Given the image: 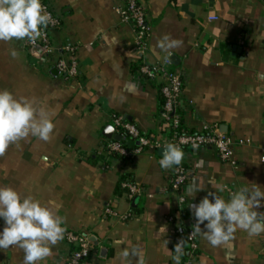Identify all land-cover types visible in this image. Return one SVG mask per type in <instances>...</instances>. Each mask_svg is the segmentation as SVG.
<instances>
[{
	"label": "crops",
	"instance_id": "obj_1",
	"mask_svg": "<svg viewBox=\"0 0 264 264\" xmlns=\"http://www.w3.org/2000/svg\"><path fill=\"white\" fill-rule=\"evenodd\" d=\"M49 2L61 22L52 40L78 47L72 57L80 74L64 77L55 66L58 55L30 50L26 40L0 41V90L32 101L54 125L48 141L29 136L9 145L0 156V186L34 197L63 220L64 239L39 264L67 262L69 232L91 240L84 264H125L120 256L125 247L141 249L144 264H175L177 232H195L190 205L210 192L228 200L242 186L264 189V0H140L150 29L144 56L136 53L133 24L116 12L126 0ZM165 34L182 43L163 51L158 41ZM167 59L182 74L183 97L190 103L183 128L190 133L217 128L245 143L235 149V166L212 148L185 151L184 208L171 188L175 166L159 165L163 148L124 158L109 152L115 140L106 136L109 127L116 132L119 117L142 136L153 134L166 144L162 81H141L136 72L142 63ZM123 146L133 152L139 143L131 139ZM125 180L142 193L129 198ZM193 186L202 190L193 195ZM107 208L131 216L124 221L107 215ZM3 226L0 219V230ZM196 235L198 250L187 252L180 264H264V233L249 237L237 229L216 246L203 232ZM23 257L18 247L0 250V264H23Z\"/></svg>",
	"mask_w": 264,
	"mask_h": 264
},
{
	"label": "clouds",
	"instance_id": "obj_2",
	"mask_svg": "<svg viewBox=\"0 0 264 264\" xmlns=\"http://www.w3.org/2000/svg\"><path fill=\"white\" fill-rule=\"evenodd\" d=\"M52 22L51 13L45 9L42 0H0V41L35 42L41 37L42 29ZM181 43L165 34L158 46L167 51ZM11 55L16 57L18 53L12 50ZM53 127L44 109L37 108L26 98L18 99L9 90H0V156L9 145L29 136L48 141ZM183 158V150L170 142L163 147L159 165L162 169H170L179 166ZM200 190L193 186L191 192L194 195ZM262 206L264 189L256 184L252 188L240 187L230 194L228 200L215 191L204 196L198 204L190 205L196 220L195 232H203L212 246L230 239L237 229L244 230L249 237L264 233V212L257 211ZM0 219L4 221L0 230V250L22 249L23 264H39L52 255V246L64 239V222L51 208L32 196L21 197L9 186H0ZM174 252L176 255L172 260L180 264L184 255L182 242L175 245ZM120 256L125 264H132L133 259L144 264L138 247H125Z\"/></svg>",
	"mask_w": 264,
	"mask_h": 264
},
{
	"label": "built area",
	"instance_id": "obj_3",
	"mask_svg": "<svg viewBox=\"0 0 264 264\" xmlns=\"http://www.w3.org/2000/svg\"><path fill=\"white\" fill-rule=\"evenodd\" d=\"M45 9L51 13L52 23L46 28L42 29V35L35 42H28L27 46L30 50L39 49L46 56L58 55L55 64L58 72L66 78H76L79 76V68L76 60L72 57L78 47L71 44L56 45L54 44L51 32L58 29L61 22L49 0H42ZM116 12L124 23H132L136 33L135 50L139 56H144L148 51V40L150 38V29L146 23V14L140 4V0H126L124 7L116 8ZM171 61L165 60L163 63L149 65L142 63L138 68L136 74L139 80H156L162 81L161 94L163 96V106L161 117L163 125L169 128L172 132L171 138L165 142L177 144L185 153L187 150H199L201 148L215 149L220 160L232 166L236 165L234 158L235 149L243 146L245 143L236 141L228 134L223 133L217 128H206L200 132L189 133L182 126V114L185 105L190 103L184 99V81L182 74L177 70H173ZM114 125L116 132L124 138L125 136L131 138L139 143V147L130 152L123 146L121 142L113 141L108 145V150L111 154L118 155L124 158L130 157L133 154L141 152L143 149H160L166 144L160 141H151L142 136L138 129L132 124L124 122L119 117H114ZM186 185L185 169L182 163L175 166L171 188L179 196V205L181 208L186 206V198L182 194ZM123 188L127 190L129 198L142 193V189L125 180ZM107 215L117 217L121 220H128L131 214L120 216L112 208L105 210ZM181 229L177 232L175 238V245L182 242L183 252L187 246L189 252L194 253L198 250V239L196 233L188 229L185 231V238H182ZM66 239L72 248L71 255L65 264H84L86 259L91 254V240L86 235L75 234L69 232L66 234Z\"/></svg>",
	"mask_w": 264,
	"mask_h": 264
},
{
	"label": "trees",
	"instance_id": "obj_4",
	"mask_svg": "<svg viewBox=\"0 0 264 264\" xmlns=\"http://www.w3.org/2000/svg\"><path fill=\"white\" fill-rule=\"evenodd\" d=\"M190 133V132H189ZM162 134H165L166 136H167V139L169 140L170 138H171V136H172V132H171V130L169 129V128H164L163 129V132H162ZM156 135H153V134H149V135H146V137L148 138V139H151V141H154L155 139H156V137H155ZM167 140V141H168ZM131 141V138H129V137H127V136H125L124 137V140H123V142H122V144H126L127 142H130ZM135 142V141H134ZM181 234H182V238L184 239L185 238V232L182 230L181 231ZM186 248V250H185V252H184V257H186L187 258V252H189L188 251V248H187V246H185Z\"/></svg>",
	"mask_w": 264,
	"mask_h": 264
},
{
	"label": "water",
	"instance_id": "obj_5",
	"mask_svg": "<svg viewBox=\"0 0 264 264\" xmlns=\"http://www.w3.org/2000/svg\"><path fill=\"white\" fill-rule=\"evenodd\" d=\"M106 136H107V138L113 139L117 142H121L123 140L122 136L119 134H116L115 129L111 128V127L107 128ZM161 151H163V149Z\"/></svg>",
	"mask_w": 264,
	"mask_h": 264
}]
</instances>
